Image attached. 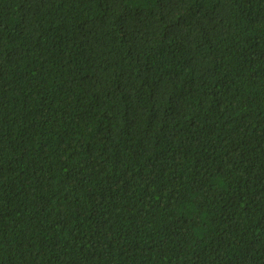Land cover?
<instances>
[{"label": "trees", "instance_id": "obj_1", "mask_svg": "<svg viewBox=\"0 0 264 264\" xmlns=\"http://www.w3.org/2000/svg\"><path fill=\"white\" fill-rule=\"evenodd\" d=\"M0 264H264V0H0Z\"/></svg>", "mask_w": 264, "mask_h": 264}]
</instances>
